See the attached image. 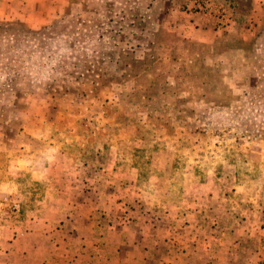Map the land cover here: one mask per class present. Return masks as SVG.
Returning <instances> with one entry per match:
<instances>
[{
    "label": "rangeland",
    "instance_id": "rangeland-1",
    "mask_svg": "<svg viewBox=\"0 0 264 264\" xmlns=\"http://www.w3.org/2000/svg\"><path fill=\"white\" fill-rule=\"evenodd\" d=\"M0 264H264V0H0Z\"/></svg>",
    "mask_w": 264,
    "mask_h": 264
}]
</instances>
